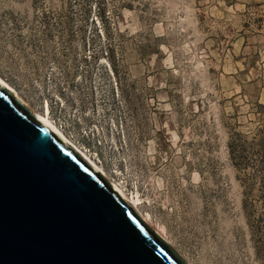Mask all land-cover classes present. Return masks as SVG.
<instances>
[{
  "label": "rangeland",
  "instance_id": "374dc122",
  "mask_svg": "<svg viewBox=\"0 0 264 264\" xmlns=\"http://www.w3.org/2000/svg\"><path fill=\"white\" fill-rule=\"evenodd\" d=\"M0 77L186 264H264L228 149L264 145V0H0Z\"/></svg>",
  "mask_w": 264,
  "mask_h": 264
},
{
  "label": "water",
  "instance_id": "95a60500",
  "mask_svg": "<svg viewBox=\"0 0 264 264\" xmlns=\"http://www.w3.org/2000/svg\"><path fill=\"white\" fill-rule=\"evenodd\" d=\"M0 264H186L0 85Z\"/></svg>",
  "mask_w": 264,
  "mask_h": 264
},
{
  "label": "trees",
  "instance_id": "16d2710c",
  "mask_svg": "<svg viewBox=\"0 0 264 264\" xmlns=\"http://www.w3.org/2000/svg\"><path fill=\"white\" fill-rule=\"evenodd\" d=\"M243 138L244 135L240 133L230 137L229 156L232 166L238 172L237 179L243 189V209L252 224L251 228H258L259 225H264V145L260 140L246 142ZM256 202L263 209L258 215H255Z\"/></svg>",
  "mask_w": 264,
  "mask_h": 264
},
{
  "label": "bare ground",
  "instance_id": "6f19581e",
  "mask_svg": "<svg viewBox=\"0 0 264 264\" xmlns=\"http://www.w3.org/2000/svg\"><path fill=\"white\" fill-rule=\"evenodd\" d=\"M0 85H2L7 91H9L12 97L18 100L25 107L26 103L24 104V102L19 97L20 95H18L17 91L1 77ZM48 112V109H45L42 114L34 112V116L40 121H42L45 125H47L61 141L71 147L75 151V153H77L79 157H81L95 172L99 173L110 184L113 190L133 209V211L170 247L171 244L168 242L164 230L158 229V227L152 225L149 217L140 211L139 206L141 205V200L137 197L127 195L122 188L123 186L117 183L118 181L115 182L113 180H109L102 167H100L95 162V160L91 158L86 152L74 145L71 140L64 135L63 131L52 122V120L49 118Z\"/></svg>",
  "mask_w": 264,
  "mask_h": 264
}]
</instances>
